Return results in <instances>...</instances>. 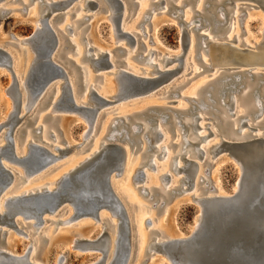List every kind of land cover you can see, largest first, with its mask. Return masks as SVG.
Listing matches in <instances>:
<instances>
[{"label": "water", "instance_id": "water-1", "mask_svg": "<svg viewBox=\"0 0 264 264\" xmlns=\"http://www.w3.org/2000/svg\"><path fill=\"white\" fill-rule=\"evenodd\" d=\"M107 1L113 5L110 21L113 25L115 36L123 37L126 39V42H130L132 40L131 35L123 31L120 25L122 8L124 7L123 3L126 5L125 9H127L128 6L136 7L137 2L135 0H124V2L123 0ZM172 1H168L169 6L167 7V11L170 8L180 10L186 2L195 0H181L180 5L172 4ZM224 1L221 0L220 4H217L213 0H204L203 10L206 14L194 11L197 17L196 20L200 21L197 27L202 26L205 22L221 25L224 21L215 18V7H222ZM7 2L8 0H1V14L7 15L14 10L13 8L6 7L5 3ZM61 2L62 0L57 4L59 5ZM162 2L163 0H156L151 1L149 4L151 8H154ZM25 7L26 4H22L18 10ZM86 7L87 9H92L96 7V2L88 0L86 1ZM60 9H62V6L56 7L55 11H60ZM48 13L49 11L40 20V28L35 33L33 31L27 37L29 40H33L30 45L34 51L35 61L27 72L24 85L28 95L34 97L47 86L49 81L54 78L60 79L61 95L57 101L56 108L64 110L66 113L81 114L88 127L86 132L95 117L97 115L102 116V111L107 105L116 103L119 99L142 97L156 93L164 87L181 67L179 66L180 60H178V64L175 67L163 70L155 69V74L150 76H137L121 70L119 71V79L123 89L122 93L103 97L94 89L88 87V100L84 105H79L73 100L69 84L66 81L68 80L66 71L69 72L71 65L75 72L74 82L82 89L84 83L81 80V69L72 59L63 57L61 53H59V58H64V62L68 66H64L62 63H59L58 59L52 57V54L56 56L58 49L62 50L65 47H69L70 43L66 34H62L63 43L59 44L57 48V35L45 20ZM145 14L148 15L149 11L147 10ZM61 16L62 13L56 12L51 20L59 19ZM86 17L88 15H84V18ZM179 17L180 15L177 14L176 18L179 19ZM178 23L183 24L184 21L179 19ZM65 30L68 32L70 27H66ZM195 35L197 38L198 36H203L201 33ZM179 36L182 45L181 49L184 51L187 47V30L184 27L181 29ZM88 49H91V47H88ZM83 58L87 59L92 71L104 70L112 66L106 52L98 53L95 58H92L90 55H83ZM0 66H3V69L9 73L11 83L7 90L12 100L11 111L6 115L5 119L0 121V135L3 140V143L0 145V200H2L0 209V259H7L12 261L13 264H37L29 259V246L21 254L10 253L5 249H1L5 244V236L8 229L25 235L26 233L22 228L39 225L44 220H48L45 216L57 215L65 204H68L72 210L69 219L88 217L97 221L99 220V212L102 209L107 210L109 215L115 216L117 232L112 250L109 248L110 236L103 222L101 223L103 225L101 232L94 238L74 239V246L80 249H94L98 251V259L93 260L89 264H104L109 255V250H111V253L106 264H128L133 257L136 247L135 240L132 239V236L135 237V233L131 232L135 227L133 224H130L125 204L114 193L113 184L114 179L121 175L125 169L127 153L129 152L134 155L139 149L141 139L138 138L137 133L140 123L134 122L129 119L130 116H126L135 126V130L131 131L130 125L124 121L123 117H114L116 120L115 127H121L122 130L113 139H107L101 150L86 161V163L62 175L55 188L3 197V192L13 179L14 172L10 169L12 166L19 167L22 170V177L31 175L52 164L60 156L67 153L71 146H54L52 150H49L44 145L33 140L27 143L26 151L23 155H17L14 140L20 139L21 134L24 132V127L33 122L34 115L24 122H20L25 116V114H19L21 93L12 68V57L2 47H0ZM202 69H208V66L202 64ZM236 73L240 74V76H246L247 74L250 78L254 76L248 69L224 73V75L229 76V79L225 82L222 91L227 92L238 86L236 82L232 81V75ZM260 75L262 76V74ZM99 76L100 74H95L94 78ZM180 86L182 85L175 86L167 92V95H178L177 89ZM185 99L189 101V106L186 110L170 106H151L134 114L144 115L146 120L151 124V127L154 126L156 116H159L162 121L168 123L167 129L170 131L172 127L171 113L176 117H180L184 113L194 114V109L198 107L192 98ZM174 102L172 100L167 103ZM211 115L213 116L214 114L212 113ZM194 116V120H196L197 116ZM241 124H244V122H241ZM180 125L184 127L182 123ZM204 125L207 127L205 128L207 133L202 136L198 135V140H202L211 134L207 126L208 124ZM37 129L38 126L30 128V132L37 131ZM232 130L233 132H237L238 128ZM263 134L264 131L262 135H255L247 131L240 139L228 138L226 136L219 139L216 148L212 151L209 150L208 153L213 157L223 151L237 173L236 188L226 191L223 195L203 197L197 200V202H193L197 206L196 212L199 214L194 230L189 234L185 233L183 237H173L160 243L149 241L150 247L143 251V255H146L144 260H147L153 253H159L168 264H264ZM35 135H37V132ZM146 136L148 143L144 150L140 152L141 161H139V165L135 167L130 177L133 183L143 181L145 175L144 166L151 170L155 168L154 162L151 161L152 152H155V158H160L162 155V152L153 144V141L158 139L160 133L152 130ZM192 144L195 146L197 142ZM203 153L204 151L197 147L195 155L198 159H202L201 165L204 166L203 173L207 175L211 163L202 158ZM180 159L185 164L184 170L186 171L187 169L188 180L184 182V187L177 186L174 189L166 190L168 197L171 192L180 193L189 189L193 184V179L197 172V161L183 157L182 155ZM174 171L172 169V172ZM160 177L162 181L169 180L170 178L167 173L161 174ZM209 187L212 188V185H209ZM136 188L142 196L151 191L149 198L159 193L157 187H149L147 189L143 185H139ZM29 203L32 204V209H28L27 205ZM20 220H25L24 225L19 224ZM52 222L61 223V220L55 219ZM143 223L146 225L148 220L145 219ZM148 231L155 233L152 230Z\"/></svg>", "mask_w": 264, "mask_h": 264}, {"label": "bare ground", "instance_id": "bare-ground-1", "mask_svg": "<svg viewBox=\"0 0 264 264\" xmlns=\"http://www.w3.org/2000/svg\"><path fill=\"white\" fill-rule=\"evenodd\" d=\"M9 1L10 0H8V2ZM21 1L24 2L23 4H25V3H28L29 0H21ZM59 1L60 0H35V2H37L38 6L42 3L43 8H41L40 12H37L35 10V12H33V14H34L32 16L33 18L31 19V21L34 24V33H35V31L40 28V20L42 18H44L43 16L46 14L47 11H49L48 15L45 17L46 18L45 20L48 23V25L51 27L53 32L56 33V35H57V38H58L57 48L59 47V44L63 43V39L61 40V38H60L61 36H59L60 35L59 33L61 32L64 35L66 34V37H67L68 33L75 32V30L77 28V24L75 26H73L70 23H65V25H64V23H62L65 26L64 28L62 27V24L59 25L61 28L54 27L53 24L51 23V18H52V16L54 14H56V12H58V11H55V8L58 7V6H62V9H65V7L69 6L68 10H70V8H73L75 6V9L83 10L84 8L85 9L87 8L86 7V1H88V0H77L76 4L73 3V1H75V0H62L61 4L58 5L57 3ZM93 1L96 2V7H93V8H98V7H100V5L101 6L104 5L103 7H106L108 9L105 17L110 21V16H111V14L113 12V5L107 0H101L102 4L99 3L97 0H93ZM154 1H156V0H154ZM173 1H175V0H173ZM180 1L181 0H176V3L180 5V3H181ZM213 1L215 3H217V4H220L221 0H213ZM237 1H241V2H237ZM0 2H1V0H0ZM123 2H124V0H123ZM195 2L197 3L196 4V8L198 9L196 11L201 13V14H206V12L203 10L204 0H196ZM7 3H5V4L7 5ZM137 5L139 7L138 8V16H139L140 19L147 17V15L145 14V12L147 10L150 9L151 11H153V8L149 7V4H147L148 7H146V3L145 2H140V3L137 2ZM243 5H246V7H250V8L251 7H255L256 5H258L259 7H262L264 9V0H225L224 3L222 4V7L221 6L215 7L216 8V16H215V18H218V19H220L221 21H224V22L221 23V25H218L216 23L214 24L212 22L203 23V25H208L209 27L202 31L201 34H203V36H198V39L201 38V42L198 41V42L195 43V40H193V42H194L193 44L190 43V30L194 29V28L195 29H201L203 25L197 27L200 21L196 20L197 17H195V16L192 17L193 15L192 16L190 15L189 19H187L185 17L186 15L189 14V12L191 10L190 8H188L185 11L184 14H182V12H181V14L184 16V18L187 19L186 21L184 20V18L182 19L184 21L183 24H185L183 27L187 30V47L185 48V50L182 51V49H181V46H182L181 45V40H180V45L177 46L175 49H172V48H168V47H164V48H161L159 46L157 47L155 45V43H149V41H150L149 38L150 37L146 38V41L145 40H143V41L148 45V47H147V49H145L144 54L141 55L140 58L144 59L147 68L143 69V68H140V67H135V66L131 65L129 61L128 62L126 61L125 68H115L113 70V72H112V75H113L112 78L114 80H116V85H117V88H116V90L114 92H113L114 89L112 87L111 80H109V79L107 80L109 82V84L107 86V88L109 89L108 91H105V90H102V89L98 91V90L95 89L93 84H89V82H87V81L90 80V74L87 75V73L89 72L88 69H87L88 67H86L87 65H80V64L76 63V62L79 61L78 58H70L71 56H70L69 52H67V54L65 52L66 51L65 50L66 47L64 49H62V50L58 49V53L56 54V56H54L55 54L54 55L52 54V57L55 58V59H58L59 63H62L64 66H66L65 62H64V58H62V57L61 58H57V57H59V53H61L63 57L72 59L74 61V63L80 67L81 73H82L81 80L84 83V87L83 88L86 89L85 93H83L84 94V96H83L84 98L82 97V99L79 98L80 96L78 98L76 97L75 90H74L75 87L73 86V84H72V82H71V80L69 78V72H67L65 70L66 73H67L66 77L68 79L66 81L69 84V89L71 90L73 100H74L75 103H77L79 105H84V103L87 102L88 97H89L87 95V88L88 87L94 89L99 95H101L103 97L114 95V94L118 95V94L122 93L123 89H122L121 81L119 79V71H121V70L127 71V72L132 73V74L137 75V76H149V75H154L155 74V72H154L155 69L163 70V69L175 67V65L178 64L177 63L178 60H180V65H179V66H181L180 69L184 68L188 57H183L182 55L190 47L189 49H190L191 55L190 54L189 55L192 57L193 54H194L193 52L195 50V46L196 45L199 46L200 44H201V46L206 48L205 49V53H208L210 55L209 56L210 59L214 60V58H215L217 60V63H219V64H226V63H229L231 61V63L237 64V65L240 64V65H246V66H254V65L264 66V51L257 54V52L251 51L252 49L249 46L240 49L239 47H235V46H232V44H230L232 41H235V42L239 41V32H237L238 31L237 29H236V32L233 33L232 38H229V34L231 32H233V31H235L234 28L237 27V24H236L237 21H235V23H234V22H230V20L239 16L238 10ZM123 6L124 7L122 8V14H121V20H120L121 29L123 31L128 32L131 35L132 40L130 42H126L125 38L116 37L115 36V32L113 30V25L112 24L110 26L111 27L110 37L112 39H113V36L116 39L123 38V39H125L124 44L130 45L133 50H136L138 48V45H140V44H138V35H144L145 36L146 32L143 31V29L141 30L142 32L134 30L135 29L134 26H132L130 28H124L123 27L122 21H123V19L126 16V14H125L126 5L123 3ZM160 6L162 7V12L164 13V12L167 11V7L169 6V4H168V2L166 0H163V2L160 3ZM34 8H35V6H34ZM34 8L33 7L30 8L29 11H27L25 13V15L26 16L27 15L30 16L32 14V11H34L33 10ZM179 11L178 12H173V15H175V17H176L177 14L180 15ZM66 13L67 12H63L62 15L66 14ZM76 16L78 18L75 19L74 22L78 23L79 21L85 19L84 15L81 13V11H80V13H77ZM180 17H181V15H180ZM81 18H83V19H81ZM63 19H64L63 20L64 22H67V16H64ZM193 23H194V25L191 26ZM186 26H187V28H186ZM66 27H70V30L65 33L64 30L66 29ZM183 27L182 26L180 27L179 32L181 31V29ZM228 27H229V31H228L227 41H222L217 36L225 34L227 32V30H228ZM208 30L211 31L212 34L206 35L205 32H207ZM212 31L218 32V35L214 34ZM259 31L260 32L264 31V22L259 25ZM71 35H72L71 36L72 38H68L67 37L69 43L72 44L71 48H76L77 49L76 54H79V55L82 54L81 55L82 59H84L83 55H90L92 58H95L98 53L106 52L107 53V57H108L109 61L112 64L111 67H113V65H114L113 63L114 62L111 59V55L112 54L110 55L111 52L109 53V49H108L109 47L107 45L103 44L102 42H98V44H95L94 42L92 43L91 40H90L89 34H87L88 35L87 36L88 39H87V41H85V47L82 50L81 46L78 43V40H76V37H75L77 35H81V32H79V30H78L77 31V35H73V34H71ZM14 39L17 41V43H13L12 42V44L22 45V46H20L19 50L22 47L21 50L24 51V55L21 52L18 54V59L23 57L24 61H25L24 64H23L24 68H23L22 72L19 70L20 69L19 67L18 68L15 67L16 58H14V56H12V54L7 49H5L2 46L3 44H0V47H2L3 49L7 50L9 52L10 56L12 57V68H13L14 74L16 76L17 84H18V87H19L20 93H21L19 114L20 115H23V114L27 115L28 111L30 113L31 112L33 113V110H38L39 111L40 108L43 107L46 104L47 100L50 97H52L50 102H49V104L47 106L43 107V110L40 111V115L37 117L38 129H37L36 132H38V134L41 133V140L39 142L38 141H36V142L44 145L49 150H52L54 146L60 147V146H58V142H59L58 138L59 137H58V135L55 132V128L58 126L57 124L60 123V119L61 118H59L57 115H54V116H51V118L49 119L50 120L49 123L44 124L42 121L46 117H48L49 113L51 114L54 111L59 110V109L56 108V104H57V101H58V99H59V97L61 95V90H60V82L61 81L59 79V81L57 82L58 79L54 78L51 81H49L47 86L45 88H43L42 91L39 92L36 96H34V97L29 96L28 93H27V90L25 88L24 81H25V78H26V75H27V72H28L30 66L35 61L34 51H33L32 47L30 45L33 40H31V39L29 40V38H27V37H20V36L19 37L16 36V37H14ZM206 39H208V40L206 41ZM262 44H263V46H261V47H264V37L259 42H257L255 46H257V48L259 49L260 45H262ZM23 45H28V47H29V49H30V51L32 52L33 55H30L29 52H28L29 50L27 48H23L24 47ZM122 45H123V43H121L118 47H120ZM221 45H226L228 48H233L236 51H239L240 54L236 53L235 54L236 56L230 58L227 61L226 59L228 57V54L224 55L222 53L223 48L221 47ZM88 47H91V49H88ZM94 50H96V51L93 52ZM133 50L131 51V53H133ZM196 51H197V49H196ZM245 52H247V53H245ZM253 54H256V55H253ZM200 55L202 56L201 53H200ZM232 55H234V54L232 53ZM244 55H247V56L245 57ZM131 57H134V55L127 54L126 60H128V58H131ZM236 57H242L243 62L235 59ZM166 61H168V62L165 63ZM121 62H123V61H121ZM172 62H174V64H172ZM168 63H171L172 65L170 67L166 68L165 65L168 64ZM213 65H214V62H211L209 65H206V66L211 67ZM20 67H21V65H20ZM111 67H109V68H111ZM0 68L3 69V66L2 67L0 66ZM232 69H236V70H233V71H240V70L248 69L249 72H251L254 76H252L250 78L247 74H246V76L245 75L240 76V74H238V73L233 74L232 75V81L236 82L238 84V86L237 87L235 86V88H232V90H230V91L224 92L222 90H223V88L225 86V82L229 79V76L228 75H224V73H230V72H233V71H222V72L218 71V73L214 72L211 79H209V80L206 79L207 81H203L202 83L197 84L198 87L196 86V88L195 87L193 88L194 92L190 93L191 96L185 97L184 95H181L182 98H192L193 100H195V102L197 103L198 107L196 109H194V111H193L194 114H191V113L190 114H185L184 113L180 117H176V116L173 115V113H171L170 119L172 121V127H174V130L176 131V133H180L182 135L181 139H177V144H178V146H180V149L177 148V151H176L175 155H172V156L170 155L169 146H171V144L169 145L167 142H164V140L166 138V136H165L166 132L165 131L168 130V129H167L166 126L165 127H162V126L165 125V123H167V122L162 121L159 116L158 117L156 116V121L153 124L154 126H152V127L150 126L151 124L146 120L144 115L139 114L140 118H137V119L134 118V116L137 115V114H134V113L141 112L144 109H142L141 111H138V112L131 113L129 115L125 114V115L121 116V117H123L124 121L127 122L128 125H130L131 131L135 130V126L133 125V123L130 120L140 123V128L138 129V133H137L138 138L141 139V141L139 143V149L136 151V153H134V155L130 154L129 152L127 153V161H126V164H125V169L123 171L126 181L129 180V176L131 177V174H132L133 170L135 169V166L138 163L137 162L138 158L141 159L140 158V152L144 150V148L146 147V145L148 143L147 136L145 137V135H149L150 131L152 132V130L157 131L158 133H160V136L158 137V139L153 141V144H155V146H157L159 151L162 152V155H161L160 158H155V152H152L151 153V155H152V160L151 161L154 162V164H155V168L153 169L155 171L157 169V167H158V164L156 163L155 159H163V162L160 164L162 166V169H163V170L161 169L162 173H160L159 175L157 174V175H158V177L160 179L161 178L160 177L161 174L167 173V174H169L170 178H169V180H166V181H162V179H160V181L162 182V186L163 187L162 188L157 187V189L159 190L158 194L161 196V198L163 200L160 201L161 199L158 200L156 198V201H154L152 203L153 205H156L157 202H159L160 205H161L165 200L168 199L167 198L168 195L166 194V190L174 189L177 186H181V187L185 186L184 182L188 180L187 169H186V171L184 170L185 169V164L180 159L181 155L183 157H186V158L194 159L198 163L197 172H196V174L194 176V179H193V184L191 185V187L189 189L186 190L187 192L192 190L189 193V195H190L189 197H191L192 202H197V200H199L200 198H203V197H210V196H214V195H223V194H225L226 191L224 189H222V187H220L218 181L213 183L214 185L212 184L211 192H209L208 194H205V192H204L206 190V188L209 187V184H211L213 182L210 179L211 178L210 175L213 174L216 171L215 169L217 167L215 168L214 166L216 165L218 160L219 159H223L224 161H226V157H225L223 151L217 153L213 157H211V155H210V153H208V151L209 150L212 151L213 149H215L216 146H217V143L219 142V139L223 138L224 136H226L228 138L240 139V138H242L244 136V133H246L247 131H249V132L253 131V132H250V133H253L255 135H262V132L259 130L258 127H256L257 125H254L253 127H251L249 125L252 122L248 121V117H247V115L250 114V111L252 112L254 109L262 111L261 113L264 112V107L262 106V103H261L262 100H261V98H257L256 97V100L254 98V100H255L254 102H252V100H249L250 98L248 99L249 101H247V96L249 94H251L250 92L256 87V89H255L256 94L255 95L258 96V97H264V87H263L264 86V70H261V69L253 70L252 67H248V68H244V69H238V68H232ZM69 71H71V68H69ZM106 73H109V72L107 71ZM260 74H262V76ZM102 77L103 76L100 74V76L96 77V78L102 79ZM86 79H88V80L86 81ZM172 83L173 82L171 81L168 85H170ZM168 85L162 87V89L167 87ZM180 87H182V86H180ZM193 89H191V90H193ZM226 93L228 94V99L224 100V96L226 95ZM180 94L181 93H178V95H180ZM237 94H239V95H237ZM148 96H151V95H148ZM166 96H169V95H166ZM219 96H220V98H218L219 99V103L215 104V98L219 97ZM248 97H250V96H248ZM129 98H131V97H129ZM126 99H128V98H126ZM42 100H43V102H42ZM122 100H124V99H119L118 101H116V103L119 102L118 105L121 106L122 104H120V101H122ZM41 103H42V105H41ZM39 105H40V107H39ZM237 105L239 106L238 116H236L234 118H228V115H234L235 107H237ZM116 106L113 109H115ZM154 106H158V105H154ZM188 106H189V104L183 105V106H178L177 108L180 109V110H186L188 108ZM148 107H151V106H148ZM113 109H111V110H113ZM104 110H106V109H104ZM104 110L102 111V115L105 113ZM205 110H209V111H206V113L207 114L210 113V116H212L211 115L212 113L214 114L212 117L216 118L215 121L213 122V123L216 122V124H215V127H217L216 130L220 131L221 133L223 132V133L226 134L224 136L221 135L220 138L218 139V141H213L214 137L209 138L210 136H212L214 134L212 129H211V128H213L212 124L211 123H202V120L207 118L206 114L204 113ZM227 111H230V114H228ZM76 114L79 115V117H81V114H78V113H76ZM194 115L197 116L196 120H194V117H195ZM126 116H130L129 117L130 120ZM4 117L0 116V120L5 119ZM100 117H101L100 115H97L95 117V119L92 121V123L90 124V127H89L88 131L86 132V130L88 128L86 126V127L83 128L84 129L83 133L80 134V137L82 138V142L85 141L84 142V146L81 147L82 148L81 149L82 152H84V150H86L87 145L89 144V142L93 139V137L96 136V138H94V140H93V143H92L90 149L88 150V152L83 157H81V158H79L77 160H74L73 157H71L70 159L68 158L67 160H65L66 163L67 162L69 163L67 168H65L62 171L54 172V174H52L53 176L50 178V180H48V182H46V180H45V182L41 181V180L47 174L50 175L51 172L56 169V167H59V165L58 164L55 165L54 162L57 161L58 159H60L61 157H63L64 155H66V154H64V155L60 156L58 159H56L53 162L54 165L49 167V165H51V164H49L46 167L42 168L41 170L37 171L36 173H33L31 175H27L25 177H22V170L19 167L15 168L13 166V167L10 168L14 172L13 179H12L11 183L9 184V186L3 192V194H2L3 197L15 196V195L27 194V193H33L35 191L38 192L41 189L51 190V189L55 188L57 182L59 181V179H61L62 175H65L66 173H68L69 171L74 169L75 167H80V165H83V163H86V161H88L93 156H95V154H97L101 150L103 145L107 142V141L105 142L104 140H102V137L105 134H107V133L109 134L110 131H107V130L109 128H111L112 130L116 129V127H115L116 120L114 118L116 116L109 118L108 120L105 121V123L104 122L101 123V125H100V123L98 124V121H99L98 119ZM241 117L242 118H246L247 117V120L246 121H240ZM131 118H133V119H131ZM35 119H36V116H34V120ZM193 122L195 123L194 125H193ZM241 122H244V124L240 125ZM259 122L260 121H258L257 124H259ZM181 123L184 125V127L182 125H180ZM204 124H208L207 126L210 129L211 134L207 135L202 140H198V138H197L198 135L202 136V135H206V133H207L205 131L206 130L205 128H207V127ZM172 127H171V129H172ZM118 128H119V130H118ZM234 128H238L237 134L235 132H233L232 129H234ZM99 129H100V131H99ZM120 130H122L121 127H117L116 131H113L112 133H110L109 138L113 139V137ZM97 131H99L98 134H97ZM31 133H32V131H31ZM24 134H25V139L24 140L18 139L19 143H18V140H16V139L14 140L15 152L19 156H21V155H23L25 153L27 143L28 142H32L34 140V139L31 138L30 129L26 128V126L24 127L23 135ZM48 136L49 137L50 136L54 137V139H55L54 140L55 142H52L53 143L52 145L50 144L51 142L50 143L48 142L49 141L47 139ZM263 136H264V134H263ZM177 137L179 138V135ZM66 141H65V145L68 143V141L67 142ZM194 142H197V144L195 146L192 144ZM2 143H3V140H2V136L0 135V145ZM174 144L175 143H172V145H174ZM189 144L193 145V147L190 148V149H186L187 145H189ZM78 145H80V143ZM197 147L201 148L204 151L202 158L206 159V161L211 163L210 168H209V173L207 175L203 173L204 166L201 165L202 159H198L196 157V155H195V153L197 151ZM126 148H127V145H126ZM217 155H219V156L217 157ZM69 160H70V162H69ZM169 162H170V166H169ZM63 168H64V166H63ZM212 168H213V170H212L213 172L211 171ZM172 169H174L175 171L172 172ZM170 172L175 173L177 176L172 179L171 175H170ZM144 174H145L144 175V179H143V181L140 182L141 183L140 185H143L145 188L149 189V187H146L143 184L146 181V179L148 178V175L145 172H144ZM154 181H156L155 177H154ZM236 182H237V178H236L235 182L233 183L234 185L232 187V190H234L236 188ZM22 183H26V184H24L25 186H21L20 184H22ZM126 183L128 184V181ZM116 186H118V182H115L113 184L114 193L117 195V197L120 199V201H122L124 204L128 205L127 203L124 202L125 199L123 200L122 197L120 196ZM151 187H154V186H151ZM171 187H174V188H171ZM122 189H125V188H122ZM198 189H200V191ZM186 191L180 192V195L183 194V193H186ZM123 194H125V193H123ZM149 194H151V191H148V193L145 194V195H149ZM173 194H178V193H173ZM173 194H171V195H173ZM150 199H152V198L150 197L149 200ZM1 204H2V200H0V209H1ZM153 205H151L150 207H152ZM128 206L131 207L130 205H128ZM138 206H140V207L137 208V211H138L139 214H141L142 213V210H141L142 209L141 208L142 205H138ZM150 207H148V208H150ZM64 209H65L64 210L65 212L66 211H70V209L68 210V208H64ZM196 214H197V216H196V219H195V221H194V223H193V225L191 227V230H190L191 232L194 230L195 225L197 223V219H198V215L199 214L197 212H196ZM52 216H56V215H52ZM69 217H67L66 219H60L61 223H67L70 220ZM98 218H99V220H97L96 222H98V221H101V223L103 222L105 224L107 230H108V233H109V236H110V239H109L110 240V247L109 248L112 250L113 241H114V238L116 237V232H117L115 216L114 215L106 216V215H104L102 213V211H100ZM47 219L49 221H52L51 218H47ZM73 219H77V218H73ZM48 220H44L43 222L40 223V225H42L45 221H48ZM147 220H148V223H146V225L152 224V221H153L152 218H147ZM19 222H20L19 224L21 225V220ZM38 226L39 225H32L31 227H35V229H37L36 227H38ZM29 228H30V226H29ZM138 228L135 227V229H134L135 230V232H134L135 233V237H137V235L140 233V232L139 233L137 232ZM156 228H158V226L154 227V228H150L149 230L158 232V231H156ZM158 230H160L159 233L162 234L161 237L158 238V237L152 236L147 242H145L146 235H145V233H143L142 234L143 240H142V243H140V244L138 243L139 246L137 244V240L138 239L135 240V238H133V240H135V243H136V247H135L136 250H135L133 259H134L135 255H136V253L137 254H141L144 248L146 249V248L150 247L149 244H148L149 241L160 243V242H162V241H164L166 239H170V238H173V237H178L179 238V237L185 236V234L180 233V232L178 234H172L171 235L164 228H158ZM27 232L28 231H26V234L24 236H27V235H29L31 233V232H28L29 233L28 234ZM191 232H187V233L189 234ZM37 233L39 234V232H37ZM87 233L88 232L86 231V232H82V234H79V235L83 236V235H85ZM150 233H152V232H150ZM8 234H9V232L7 231L6 236H5V244L1 247V249H5L8 252L13 253L12 245H10L11 238L8 236ZM50 234L47 233L46 237L49 238ZM33 235H34V232H33ZM35 235H37V234H35ZM34 237L35 238L33 239V241L28 244V246H29V252H28L29 253V259L32 262H38V263L42 262V263L45 264V260H43V259L46 256L45 252H46L47 249H42V248L40 249V246H41L40 242L41 241L38 238L39 236H34ZM85 238H88V237H85ZM64 245H65L66 248L71 250V246H70L69 243L68 244L65 243ZM111 250H109V255L111 253ZM74 253L81 254V252L79 250L78 251L75 250ZM109 255L106 258L104 264H106V262L108 261V259L110 257ZM152 255H150V256H152ZM97 259H98V256L95 257V260H97ZM159 259H160V261H162L164 258L160 257ZM136 260H137V258H136ZM147 260H149V257H148ZM132 261L133 260L131 259V262Z\"/></svg>", "mask_w": 264, "mask_h": 264}, {"label": "rangeland", "instance_id": "rangeland-1", "mask_svg": "<svg viewBox=\"0 0 264 264\" xmlns=\"http://www.w3.org/2000/svg\"><path fill=\"white\" fill-rule=\"evenodd\" d=\"M97 1L102 4L101 0H97ZM135 1L139 2V3L145 2L146 7H148L147 4H149L151 1H154V0H135ZM166 1L168 2L169 0H166ZM195 1L186 2L185 5L182 6L183 8L181 7L182 10L180 9V11H179V9L170 8L168 11H166L164 13L162 12V7L160 5H157L153 8V11H151L150 9L148 10L149 14L148 15L146 14L147 15L146 19L145 18H141V19L139 18V16H138V8H139L138 5L136 7L128 6V8L125 10L126 17L122 21L123 27L124 28H130V27L134 26V28H135L134 30L141 31L143 29V31L146 32L145 36L144 35H138V44H140V45H138V48L136 50H133L130 45L124 44L125 39H123V38L116 39L114 36L112 39L110 37V32H111L110 26L112 23L105 17L108 9L106 7H103L104 5L103 6L100 5V7L92 8V9H87V8L85 9L84 8L83 10H77V9H75V6L73 8H70V10H68L69 6L65 7V9H61L58 12H60V13L67 12V13L62 15L59 19H56L53 21L51 20V23L53 24L54 27H57V28H61L59 25H61L62 23H64V25H65V23H70L73 26H75L77 24L76 30L77 31L79 30V32H81V35H77V31L75 30V32L68 33L67 37L72 38L71 34L77 35L75 37H76V40H78V43L81 46L82 50L85 47V41H87V39H88L87 34H89L90 40L92 43L94 42L95 44H98V42H102L103 44H105L109 47V48L108 47L107 48L109 49V53L111 52L110 55L112 54L111 59L113 60L114 65H113V67H111L109 69L98 70V71H92L91 67L88 64L87 59H82V56H81L82 54H80V55L76 54L77 49L71 48L72 47L71 43H70V45H71L70 47H66L65 52H66V54H67V52H69V54L71 56L70 58H78L79 61L76 63H78L80 65H87L86 67H88L87 69L89 71L87 73V75L90 74V80L87 81L88 79H86V81L89 82V84H93L96 90L99 91L102 89V90L108 91L109 89L107 88V86H108L109 82L107 80L109 79V80H111V84H112V87L114 89L113 90V92H114L117 88L116 80H114L112 78V76H113L112 72L115 68H125L126 61L127 62L129 61L130 64L135 66V67H140L143 69L147 68L144 59L140 58L141 55L144 54L145 49H147V47H148V45L143 40L146 41V38L150 37L149 43H155V45L157 47L159 46L161 48L168 47V48L175 49L177 46L180 45L179 29L181 26L183 27L185 24L178 23V20L184 18V16L182 14H184L188 8H190L191 10H190L189 14L186 15L185 17L187 19L190 18V15L191 16L193 15L192 17H194V16L196 17V14H194V11H196L198 9L196 8L197 3ZM237 2H241V1H237ZM8 3L6 6L9 8H13L14 10L11 11L7 15L0 13V42H1L0 44H3L2 46L5 49H7L12 54V56H14V58H16L15 67H17V68L19 67L20 68L19 70L22 72L23 68H24L23 64L25 61H24L23 57L18 59V54L20 52L23 53V55H24V51L21 50L22 47L19 50L20 46H22V45H18V44L15 45V44H12V42L17 43V41L14 39V37H16V36L28 37L33 33L34 24L31 21V19L33 18L32 16L34 15L33 12H35V10L37 12H40L41 8H43V5L41 3L38 6L37 2H35V0H29L28 3H25L26 7L24 9L22 8L21 10H18L21 8V5L24 2H22L21 0H10ZM73 3L76 4L77 0L73 1ZM172 3L175 5L177 4L176 0L172 1ZM177 5H179V4H177ZM34 6H35V8H34ZM32 7L34 8L33 9L34 11H32V14L30 16H28V15L26 16L25 13L27 11H29V9ZM149 7H151L150 4H149ZM80 11L83 15H88V17H86L85 19L81 18L83 20L79 21L78 23L74 22V20L78 18L76 16V14L80 13ZM173 11H175V12L179 11L181 17L179 19L176 18L175 15H173ZM181 12H182V14H181ZM70 13H71V15H70ZM238 14H239L238 17H235V18L230 20V22H234V23H235V21H237L236 22L237 27L234 28L235 31H233L229 34V38H232L233 33H235L236 29H237L238 30L237 32H239V41H237V42L232 41L230 44H232V46L239 47L240 49L249 46L252 49L251 51H255V52H257V54L260 52H263L264 47H261V46H263V44L260 45L259 49L255 45L257 42H259L264 37V31L263 32L259 31V25L264 22V9L262 7H259L258 5H256L255 7H251V8L246 7V5H243L238 10ZM64 16H67V22L63 21ZM186 18H184L185 21L187 20ZM64 25L62 24L63 28L65 27ZM193 25H194V23L191 26H193ZM208 27H209L208 25H203L201 29H195V28L191 29L190 30V43L193 44L194 43L193 40H195V43L198 41L201 42V38L198 39L197 37H195L196 36L195 34L202 33V31ZM186 28H187V26H186ZM228 31H229V27H228V30L225 34H222V35L217 36V37H219V39H221L222 41H227ZM64 32L66 33L67 31L64 30ZM212 32L214 34L218 35V32H215V31H212ZM59 34H60L59 36H61L60 38L62 40L63 39L62 33L60 32ZM205 34L208 35V34H212V33H211V31L208 30L207 32H205ZM207 40L208 39H206V41ZM121 43H123V45L118 47ZM23 46H24L23 48H27L29 50L28 52L30 55H33L32 52L30 51L28 45H23ZM196 46H195V50L193 52L194 54L192 53L193 54L192 57L190 56L191 55V52L189 49L190 47L182 55L183 57L189 58V59L187 58V62L185 64V67L179 69L177 71L176 75H173L171 80H169L164 86L168 85L171 81L173 82L172 84L168 85L167 87H165L163 89L162 88L159 89L160 91L158 90L156 93L151 94V96L146 95V96H142V97H134V98L124 99V100L120 101V104H122L121 106L118 105L119 102H117L115 104L113 103L112 105H107V107H105L106 110H104L105 113L98 119L99 120L98 124L100 123V125H101V123H103V122L105 123V121L111 117L122 116L125 114L129 115L131 113L141 111L142 109H145L146 107L152 106V105L153 106L154 105L170 106V107H174V108L175 107L177 108L178 106L187 105V104H189V101H187L185 98H182L181 95H184L185 97L191 96L190 93L194 92L193 88L194 87L196 88V86L198 87L197 84H200L203 81H207V80L211 79L214 72L218 73V71L219 72L233 71L236 69H232V68L244 69V68H248V67H252L253 70H256V69L257 70L258 69L264 70V66H261V65H259V66L258 65L246 66V65H240V64L237 65V64L231 63V61L229 63H226V64H219V63H217V60L215 58H214V60H212L209 57L210 55L208 53H205V49H206L205 47L201 46V44L197 47ZM221 47L223 48L222 53L224 55L228 54V57L226 59L227 61L230 58L236 56L235 55L236 53L240 54L239 51H236L233 48H228L226 45H221ZM196 49L198 52L196 51ZM132 50H133V53H131ZM95 51L96 50H94L93 52H95ZM200 53L202 54V56L200 55ZM232 53L234 55H232ZM245 53H247V52H245ZM127 54L134 55V57L128 58V60H126ZM253 55H256V54H253ZM244 56L246 57L247 55H244ZM242 57H236L235 59L243 62ZM57 58H59V57H57ZM119 61H123V62H119ZM211 62H214L213 66L208 67V69H202V64L206 66V65H209ZM172 64H174V62H172ZM172 64L168 63L165 65V67L166 68L170 67ZM20 65H21V67H20ZM65 65L68 66V64H66V63H65ZM70 68H71V71H69V78H70L73 86L75 87L74 88L75 95L77 98L80 96L79 98L82 99V97L84 96L83 93H85L86 89H84V88L80 89L76 85V83L74 82V80H75V77H74L75 74L74 73L75 72L73 71L72 66ZM107 71L109 73H106ZM95 74H101L103 76L102 79L94 78ZM58 81L59 80H57V82ZM10 83H11V79H10L9 73L5 69L0 68V116L1 117H4V116L6 117V114H8L11 111L12 100H11L10 96L8 95V90H7L8 87L10 86ZM179 85H182V87H180L177 90V93H181L180 95L166 96L168 91L173 89L175 86H179ZM191 89H193V90H191ZM255 89H256V87L250 92L252 95L251 94L248 95L250 97L247 96V101L252 100V102H254L256 100V97L261 98V100H262L261 103H262V106L264 107V97L256 96L255 95L256 94ZM237 95H239V94H237ZM51 98L52 97H50L47 100L46 104L43 107H45L49 104ZM218 98H220V96L215 98V100H217V101H215V104L219 103ZM254 98H255V100H254ZM227 99H228V94H226L224 96V100H227ZM172 100H174L175 103H167L168 101H172ZM42 102H43V100H42ZM41 105H42V103H41ZM115 106H116V108L113 109ZM39 107H40V105H39ZM43 107H41L39 111L33 110V113L32 112L30 113L28 111L27 115L25 114V116L23 117V119H21L20 122L22 123V122H24V120L29 119L34 115V116H36V119L33 121V123L26 125V128L30 129V128L36 127L38 125L37 124V117L40 115V111L43 110ZM111 109H113V110H111ZM238 110H239V106L237 105V107H235L234 115H228V118H234V117L238 116ZM206 111H209V110H205L204 113L206 114L207 117H210V113L207 114ZM261 112L262 111H260V110L254 109L252 112L250 111V114H248L247 117H248V121L252 122L251 124H249L251 127H253L254 125H257L256 127H258L259 130L261 132H263L264 131V118H263L264 112L263 113H261ZM227 113L230 114V111H227ZM54 115H57L59 118H61L60 123L57 124L58 126L55 128V132L59 137L58 138L59 139L58 140L59 141L58 146L63 147L65 145V141L67 140L68 143L66 145L71 146V148L69 149V151L67 153H65L66 155H64L63 157H61L60 159H58L57 161L54 162V164L55 165L58 164L59 167H56V169L54 171H52L50 175L47 174L41 180L44 182H45V180H46V182H48V180H50V178L53 176L52 174H54V172L62 171L65 168H67L69 163L68 162L66 163L65 160H67L68 158L70 159L71 157H73L74 160H77V159L83 157L88 152V150L90 149L94 138H96V136L93 137V139L87 145L86 150H84L85 153L82 152L81 147L84 146L85 141L82 142V138L80 137V134L83 133V131H84L83 128L87 126L85 121L83 120V118L79 117V115H77L76 113H66V111H61L59 109L57 111H54L51 114L49 113L48 117H46L42 122L44 124L49 123L50 122L49 119L51 118V116H54ZM247 117L246 118L241 117L240 121H246ZM134 118L135 119L140 118V115H136V116H134ZM131 119H133V118H131ZM215 119L216 118H214V117H210L208 119L202 120V123H211L212 124L213 128H211V129H212L214 134L212 136H210L209 138L214 137L213 141H218V139L220 138L221 135L224 136L226 134L223 132L221 133L220 131L216 130V128H217V127H215L216 122L213 123L215 121ZM258 121H260L259 124H257ZM165 126L168 127V123H165V125H163L162 127H165ZM116 129L112 130L109 128L107 130V131H110L109 134L108 133L105 134L102 137V140H104L106 142L107 139H110L109 138L110 133H112L113 131H116ZM99 131H100V129H99ZM99 131H97V134L99 133ZM165 132H166L165 133L166 138H165L164 142H167L169 145L171 144V146H169L170 155L171 156L175 155L177 148L180 149V146H178V144H177V139H181L182 135L180 133H176V131L174 130V127H172V129L170 131L166 130ZM250 132H253V131H250ZM35 133H36V131H32V133L30 132L31 138L34 139L35 141L39 142L41 140V133L38 134V132H37V135H35ZM235 133L237 134V132H235ZM178 135H179V138L177 137ZM21 139L22 140L25 139V134L24 135L21 134L20 140ZM47 139L49 140L48 141L49 143L51 142L50 143L51 145L53 144L52 142H55L54 137L48 136ZM18 143H19V140H18ZM79 143H80V145L76 146V144H79ZM172 143H175V144L172 145ZM192 147H193V145L189 144V145H187L186 149H190ZM218 156L219 155H217V157ZM139 161H141V159L138 158L137 162L139 163ZM155 161L158 164V167L155 171L151 170V169H147L146 167H143L144 172L148 175V178L146 179V181L143 184L146 187L154 186V187L162 188L163 187L162 182L160 181L158 175L160 173H162V170H163L162 166L160 165L163 162V159H155ZM69 162H70V160H69ZM138 163L135 167H137L139 165ZM54 164L52 163L50 166H52ZM10 166H12V165H10ZM63 166H64V168H63ZM169 166H170V162H169ZM214 167L215 168L217 167V168L215 169L216 171L210 175V177H211L210 179L213 182L209 185H212L213 183L218 181L220 187H222V189H224L225 191H229L230 189L232 190V187L234 185L232 183L235 182L234 180H236L237 173L234 170V167L230 163L229 159L227 157H226V161H224L223 159H219ZM15 168H17V167H15ZM213 168L211 169V171L213 170ZM170 175H171L172 179L177 176L175 173H172V172H170ZM154 177L156 178V181H154ZM127 181H128V184L126 183ZM127 181L125 180L124 173H122V175H120L119 177H116L114 179V183L118 182V186H116V187H117V190H118L120 196L122 197L123 200L125 199L124 200L125 203H127L128 205L131 206V207H129L128 205L125 204V206L127 208V213L129 215V218H130V224L132 223V224H134V227H137V228L139 227L137 229V232L138 233L140 232V233L137 235V237L132 236V239L133 238H135V240L138 239L137 244L142 243V240H143L142 234L143 233H145V235H146L145 242H147L152 236H155L158 238L161 237L162 234L159 233L160 230H158V228H164L171 235L172 234H178L179 232L183 233V234H185L187 232H191L190 231L191 227H192V225L196 219V216H197V214H196L197 206L192 202L191 197H189L190 196L189 193L192 190H190L189 192L186 191V193H183L181 195H180V193H178V194L171 193L173 195L169 194L168 199L165 200L161 205L159 202H157L156 205H153L152 207H150L156 198L158 200L161 199L160 201H162L163 199L161 198V196L159 194H155L153 197H151L152 199L149 200V195L142 196L139 193V190L136 189V186L140 185L141 183H133L131 181L130 176H129V180H127ZM24 184H26V183H22L20 185L25 186ZM122 188H125V189H122ZM171 188H174V187H171ZM198 190L200 191V189H198ZM211 190L212 189L210 187H207L204 192H205V194H208L209 192H211ZM123 193H125V194H123ZM137 204L142 205V207H141L142 213L141 214H139L137 211V208L140 207ZM27 207H28V209L33 208L31 203H29L27 205ZM148 207H150V208H148ZM64 208H68V210L70 209V211L65 212ZM64 208H62V210H60L56 216L49 215L46 217L51 218L52 221H54L55 219H66L67 217H69L71 215L72 210H71V207L67 204H65ZM101 211L104 215L109 216V212L107 210L102 209ZM147 218H152V220H153L152 224L145 225L143 223L144 220ZM52 221L48 220V221H45L42 225L39 224V226L36 227L37 229H35V227L30 226V228H29V226L28 227L25 226L24 228H22V230L25 233H26V231L31 232L30 234L27 232L29 234L27 236L21 235L20 233H16L13 230L8 229V232H9L8 236L11 238L10 245H12L13 253H17V254L23 253L26 250L28 244L30 242H32L33 239L35 238L34 236H39L38 238L41 241L40 242V245H41L40 249L41 248L47 249L45 252L46 256L43 259V260H45V264H89L93 260H95L96 256L99 257L98 251H95L94 249H80L77 246H74L73 242H74V239H76V238H82V237L83 238H85V237L94 238L102 230L103 225L101 224V221L96 222L93 219H90L88 217L70 219L67 223H53ZM24 223H25V220H22L21 224L24 225ZM157 226H158V228H156V231H158V232H155V233L148 232V230L150 228H154ZM134 229L135 228L132 229L133 231L131 230L132 233L135 232ZM86 231L88 232L87 234H85L83 236L79 235V234H82V232H86ZM33 232H34V235H33ZM37 232H39V234ZM107 232H108V230H107ZM47 233L48 234L51 233L49 238L46 237ZM35 234H37V235H35ZM65 243L70 244L71 250L65 247V245H64ZM139 244H138V246H139ZM75 250H77V251L79 250L81 252V254L74 253ZM135 250H136V248H135ZM144 250H145V248L143 249V251ZM143 251L141 254L136 253L134 259L132 257L133 261L131 262V260H130L129 263L130 264H168L166 261H164V259L162 261H160L159 258L161 257V255L159 253H153L152 256H149V260H144L146 255H143ZM134 253H135V251H134ZM134 253H133V256H134ZM136 258H137V260H136ZM35 263L44 264L42 262L41 263L35 262ZM0 264H13V263H12V261H9L7 259H0Z\"/></svg>", "mask_w": 264, "mask_h": 264}]
</instances>
